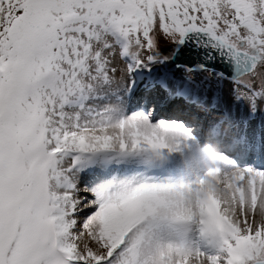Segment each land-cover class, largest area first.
<instances>
[{"label":"snow or ice","instance_id":"1","mask_svg":"<svg viewBox=\"0 0 264 264\" xmlns=\"http://www.w3.org/2000/svg\"><path fill=\"white\" fill-rule=\"evenodd\" d=\"M0 264H264V0H0Z\"/></svg>","mask_w":264,"mask_h":264}]
</instances>
